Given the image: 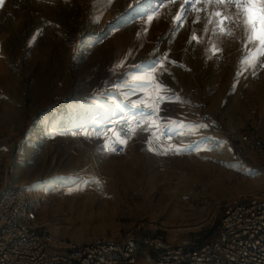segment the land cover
<instances>
[{"label":"rangeland","instance_id":"374dc122","mask_svg":"<svg viewBox=\"0 0 264 264\" xmlns=\"http://www.w3.org/2000/svg\"><path fill=\"white\" fill-rule=\"evenodd\" d=\"M29 1L10 0L9 12L4 11V3L0 5V187L4 179L23 186L34 199L37 219L48 222L56 235L77 242L103 238L138 243L154 237L173 242L214 226L223 198L261 190L264 67L259 64L264 57L255 70L248 68L237 79L246 54L243 28L234 27V35L227 37L214 35L216 25L208 23L217 19L212 13L223 8L198 0L183 27L176 23L156 38L151 55V59L159 55L157 49L164 45L173 46V36L180 33L174 52L182 67L175 68L185 75L190 95L203 87L214 93L203 97L208 102L200 116L206 127L185 141L171 136V145L187 149L172 158L149 151L147 141L152 136L146 133L132 135L122 155L114 157L102 148L117 133L100 125L93 129L90 143L56 131L39 147L26 141L39 121L57 113L47 117L50 110H39L51 93L80 83L78 75L91 51L81 57L83 48L90 42L95 47L100 42H93L95 38L103 41L117 30L124 31L136 0H42L40 12L28 8ZM186 6L185 0H179L173 10L183 15L180 9ZM194 34L199 43H190ZM213 44L222 51L209 59ZM96 99L92 91L91 100ZM188 108L195 111L192 105ZM101 113L104 118L105 112ZM158 117V123H164ZM231 125L239 130V138L229 131ZM158 131L168 133L163 128ZM97 133L106 135L96 138ZM50 179L59 183L57 189L48 187ZM39 189L45 191L39 194L44 199L33 195ZM175 190L181 191L182 202L185 199V205L176 209L167 206Z\"/></svg>","mask_w":264,"mask_h":264},{"label":"built area","instance_id":"2783aa9c","mask_svg":"<svg viewBox=\"0 0 264 264\" xmlns=\"http://www.w3.org/2000/svg\"><path fill=\"white\" fill-rule=\"evenodd\" d=\"M178 1L165 2L159 12L173 8ZM135 2L129 15L139 13L140 19L151 8L157 7L159 0ZM138 4L139 8L136 7ZM158 54L161 57L164 53ZM152 60L150 57L148 62ZM61 109L47 117L61 112ZM142 113L145 112L114 109L107 118H103L99 111L86 109L76 126L70 129L68 114L63 125L70 137L90 143L92 135L86 137L83 133L92 134L96 125L110 127L118 134L128 128L129 118H139ZM152 121L158 123L155 117ZM153 131H158V128L150 127L146 122L135 128L134 134L150 136ZM165 135L151 146L169 147L171 142ZM109 141L114 142L115 139ZM115 146V152L107 153L119 157L125 147L118 143ZM154 153L161 157L174 156L172 152L166 155ZM260 157L264 159V151ZM97 189L102 191V185L98 184ZM33 201L23 186L3 180L0 187V264H264V186L253 194L223 198L218 203L219 217L214 226L203 234L173 242L157 237L138 243L103 238L86 242L63 239L51 230L48 222L37 219Z\"/></svg>","mask_w":264,"mask_h":264},{"label":"crops","instance_id":"0c3cea01","mask_svg":"<svg viewBox=\"0 0 264 264\" xmlns=\"http://www.w3.org/2000/svg\"><path fill=\"white\" fill-rule=\"evenodd\" d=\"M173 8L158 12L150 24L144 14L137 21L133 20L128 22L129 24L125 27L126 29L124 31L117 30L108 39L100 40L84 59L83 71L78 75L80 83L75 85L71 90L68 87L67 90H60L57 94L52 92V95H50L51 98L45 100L41 107L39 106V110L45 111L48 109L53 112L61 108L71 109L72 114L79 119L82 111L86 109L90 111L97 110L100 113L104 111L106 112L104 118H107L114 109L122 112L131 109L137 112H147L148 110L144 107H132L133 103L143 98V94L140 91L134 92L132 90L136 85H133L127 79V76L137 72L135 65L149 64L148 61L156 47L154 45L156 38L176 25L175 17L178 14ZM180 11L182 12V9ZM145 29H147L146 34ZM180 38V33L176 34V36L174 35V45H170V47L164 45L159 50L167 53L169 60L176 61L179 64H181L182 59L180 56L176 57L174 48ZM129 53H132L130 57L128 56ZM126 57L127 59H125ZM122 60L125 61L124 66L116 69L114 72L113 69ZM166 67L169 69L170 74L165 72L162 76L159 73L157 75L161 82L171 90L166 95L173 98L179 97V102L173 100V102L161 104L158 114L164 120L163 131L171 132V136L174 137L175 141L179 138L185 141L187 138L197 135L200 131L202 132V130L200 129L195 134H192L188 132V129H183L185 135H178V128L169 126V122L178 121L184 124H202L200 111L204 110L208 102L203 97L213 96L214 93L211 88L203 87L196 88L195 93L190 95L191 88L188 87L186 77L182 73V70L175 68L171 64H166ZM92 91L93 93L96 92L97 99L95 102L91 100ZM191 105L195 108V111L188 108ZM193 113L198 114L199 117L191 119V117H194ZM70 138L73 139L72 137ZM73 140L79 141L77 139ZM262 182L263 177H260V184ZM83 209L85 212L88 209L86 203L83 204L82 211Z\"/></svg>","mask_w":264,"mask_h":264},{"label":"snow or ice","instance_id":"6c2138e0","mask_svg":"<svg viewBox=\"0 0 264 264\" xmlns=\"http://www.w3.org/2000/svg\"><path fill=\"white\" fill-rule=\"evenodd\" d=\"M142 2H148V0H142ZM165 2H172V0H159L157 7L151 8L150 12L145 13L148 23L150 24L155 15L158 14L160 7ZM198 0H185L186 7H182L183 15H177L175 17V22L179 27H183V21L186 19V16L190 14V10ZM208 4H214L217 9L223 8V11H214L212 16L216 17L215 21L209 19L208 23H215L216 27L213 30L214 35H223L227 37H232L234 35V27H242L245 34L246 40L244 43L245 55L240 61V69L237 72V79L242 75L248 68L255 70L257 68V63L261 57H264V0H206ZM4 0H0V5H3ZM137 8L140 7L138 4ZM196 22H199L198 20ZM147 29H145V34ZM196 41L199 43V37L193 35L191 37L190 43ZM249 45H254V48H249ZM159 51V49H157ZM222 51L218 49L214 44L210 48L211 56L218 55ZM132 53H129L130 57ZM127 59V57L125 58ZM125 61L122 60L119 64L115 66L113 71L124 66ZM166 64H171L174 67H182L178 65L176 61L169 60L168 54L164 53L161 57L153 59L147 65H135L137 72L127 76V79L130 80L133 85V91H140L143 94V98L138 102L133 103V108L144 107L148 111L142 113L139 118L131 117L127 121L128 128L121 130L114 142L105 140L102 151L106 152H115L116 146L118 143L121 146H126L128 139L134 134V129L142 126L144 123L148 122L150 127H155L158 129L163 128V123H155L152 121V118L155 117L157 120H160L158 113L160 111V105L163 103L173 102V100L179 102V97H170L166 95L171 90L164 85L157 73L160 76L165 72H169V69L166 67ZM260 67H264V63L259 64ZM155 93V95H153ZM169 126H175L178 128V135H185L183 129H188L189 133L195 134L202 128H205L204 124H184L183 122L170 121ZM86 137H91L92 134L83 133ZM96 138H103L105 133L95 134ZM164 133L162 131H153L151 133L152 139H149L147 143L149 144V151H154L157 154H168L172 152L175 155L183 154L187 149L178 147L175 145H170L167 148H153L151 145L154 141H160ZM169 139L171 138L172 133H167ZM197 150H200V146L197 147ZM98 183V181H96Z\"/></svg>","mask_w":264,"mask_h":264},{"label":"bare ground","instance_id":"6f19581e","mask_svg":"<svg viewBox=\"0 0 264 264\" xmlns=\"http://www.w3.org/2000/svg\"><path fill=\"white\" fill-rule=\"evenodd\" d=\"M35 1H37V2H35ZM41 1L42 0H30L29 1V7L28 8H31V9H33L34 11H43V9H42V7H41ZM10 0H4V5L5 6H3L4 8H5V10L4 11H7V12H9V7H10ZM13 4V3H12ZM14 4H16V3H14ZM44 7V6H43ZM3 8V9H4ZM69 9V8H68ZM45 10V9H44ZM6 12V13H7ZM1 14V13H0ZM2 14H4L3 12H2ZM139 13H133V14H131L130 15V19L128 20V21H133V20H135V21H137V19H138V17H139ZM128 18V17H127ZM92 48H93V44L90 42L89 44H87V46L85 47V48H83V50H82V54H81V57L82 56H84L87 52H89L90 50H92ZM159 57V55H155V57H152V59H155V58H158ZM86 108H88V107H86ZM88 110V109H87ZM84 111V110H83ZM73 112L71 111V110H68V109H62L61 110V112H57L52 118H46L45 117V119L43 120L42 119V121H39L37 124H36V127H33L31 130H30V132H29V134H28V136H27V141H26V143H27V145L28 146H36V147H39L40 145H43L44 144V142H46L45 140H46V138L48 137V135H50L53 131L55 132L56 131V133L57 132H65L66 131V129H64V125H63V121H64V118H65V116H66V114H68V115H70V122H71V125H73L72 123V120H74V118H76L75 117V115H73L72 114ZM79 113V112H78ZM106 113V112H105ZM76 114V113H75ZM77 115V114H76ZM101 115H103V113L101 114ZM72 116V117H71ZM103 117V116H102ZM78 122H79V118L78 119H76V121L74 122V126L75 125H77L78 124ZM70 129H71V126H70ZM229 131L231 132V133H233L234 134V136L236 137V138H239V130L236 128V127H234L233 125H231V126H229ZM37 137H41L40 139V142H35V139L37 138ZM165 137H166V139L169 141V142H171V139L172 138H170L169 139V137H168V135H165ZM30 149V148H29ZM33 149V148H32ZM220 150H222V151H225V150H227V149H222V148H220ZM226 152V151H225ZM4 153V152H3ZM5 154V153H4ZM174 157V156H173ZM48 187L49 188H53V189H57L58 187H59V183L55 180V179H50L49 181H48ZM45 192V191H44ZM44 192H43V190H37V191H33V195H38V196H40L39 194H41V195H44ZM41 197V196H40ZM172 198H170L171 199V203L170 204H163L162 202H158L159 204H160V206H169L170 208H172V207H174L175 209L178 207V206H180V207H182V204H184L185 205V199H184V201L182 202V200H183V198H181V191L180 190H175V192H174V194L171 196ZM41 198H43L44 199V196H42ZM115 199V198H114ZM113 200V199H112ZM116 200L117 199H115V202H116ZM44 201V200H43ZM45 203V202H44ZM112 203V202H111ZM117 203H118V201H117ZM116 203V204H117ZM105 206H106V204H105ZM116 206V205H115ZM113 207V209H114V205L112 206ZM113 209H110V211L111 210H113ZM109 210V209H108ZM108 212V211H107ZM112 212V211H111ZM179 212V211H178ZM104 213V212H103ZM115 213V212H114ZM109 214H110V212H109ZM113 214V213H112ZM86 242V241H85Z\"/></svg>","mask_w":264,"mask_h":264},{"label":"water","instance_id":"95a60500","mask_svg":"<svg viewBox=\"0 0 264 264\" xmlns=\"http://www.w3.org/2000/svg\"><path fill=\"white\" fill-rule=\"evenodd\" d=\"M101 39H100V37L99 38H95V39H93V42H97V41H100Z\"/></svg>","mask_w":264,"mask_h":264},{"label":"trees","instance_id":"16d2710c","mask_svg":"<svg viewBox=\"0 0 264 264\" xmlns=\"http://www.w3.org/2000/svg\"><path fill=\"white\" fill-rule=\"evenodd\" d=\"M245 162V161H244ZM246 163V162H245ZM248 165V164H247ZM249 166V165H248ZM251 167V166H250ZM252 168H255L256 170L258 169V167L256 168V167H252Z\"/></svg>","mask_w":264,"mask_h":264}]
</instances>
